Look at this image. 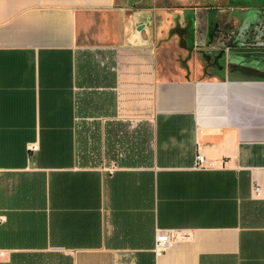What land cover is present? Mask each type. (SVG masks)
Returning a JSON list of instances; mask_svg holds the SVG:
<instances>
[{
	"label": "crops",
	"instance_id": "1",
	"mask_svg": "<svg viewBox=\"0 0 264 264\" xmlns=\"http://www.w3.org/2000/svg\"><path fill=\"white\" fill-rule=\"evenodd\" d=\"M201 1L0 0V264H264V54Z\"/></svg>",
	"mask_w": 264,
	"mask_h": 264
},
{
	"label": "water",
	"instance_id": "2",
	"mask_svg": "<svg viewBox=\"0 0 264 264\" xmlns=\"http://www.w3.org/2000/svg\"><path fill=\"white\" fill-rule=\"evenodd\" d=\"M247 12L253 15L249 17ZM223 35L228 40L222 49L225 51L226 59L232 53L264 54V3L244 12L241 19L237 21L235 30H227L226 33L223 32Z\"/></svg>",
	"mask_w": 264,
	"mask_h": 264
},
{
	"label": "built area",
	"instance_id": "3",
	"mask_svg": "<svg viewBox=\"0 0 264 264\" xmlns=\"http://www.w3.org/2000/svg\"><path fill=\"white\" fill-rule=\"evenodd\" d=\"M27 151L29 152H33L36 150V145L34 143L31 144H27L26 146ZM205 162L203 157L200 155L199 152H197L195 154L194 157V164H193V168L194 169H202L205 168ZM251 194L254 198H259L262 192V188L254 183L252 184L251 188ZM5 221V217L4 216H0V224L4 223ZM173 239V236L171 234V232L169 231H157L154 235V239H153V253L155 255L163 252L166 248V246L168 245V243L170 242V240ZM4 256V252H0V258H2Z\"/></svg>",
	"mask_w": 264,
	"mask_h": 264
},
{
	"label": "rangeland",
	"instance_id": "4",
	"mask_svg": "<svg viewBox=\"0 0 264 264\" xmlns=\"http://www.w3.org/2000/svg\"><path fill=\"white\" fill-rule=\"evenodd\" d=\"M261 2V0H231V6H243V7H246L248 9H253V7H255L256 5H259ZM202 4H206V5H209V6H216L217 4H220L221 3V0H205V1H201ZM220 12L216 11V10H213L210 12V17L211 18H215L217 17ZM223 13L225 15L229 14V10L228 9H224L223 10Z\"/></svg>",
	"mask_w": 264,
	"mask_h": 264
},
{
	"label": "flooded vegetation",
	"instance_id": "5",
	"mask_svg": "<svg viewBox=\"0 0 264 264\" xmlns=\"http://www.w3.org/2000/svg\"><path fill=\"white\" fill-rule=\"evenodd\" d=\"M210 35H211L210 38H213V39L215 38V39H217V36H218V35L215 34V31H211Z\"/></svg>",
	"mask_w": 264,
	"mask_h": 264
}]
</instances>
